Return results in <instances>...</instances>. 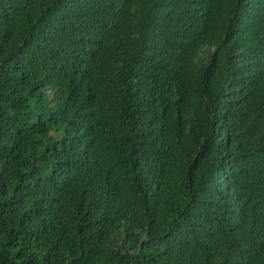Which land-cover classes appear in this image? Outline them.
<instances>
[{
	"label": "trees",
	"instance_id": "1",
	"mask_svg": "<svg viewBox=\"0 0 264 264\" xmlns=\"http://www.w3.org/2000/svg\"><path fill=\"white\" fill-rule=\"evenodd\" d=\"M0 264H264V0H0Z\"/></svg>",
	"mask_w": 264,
	"mask_h": 264
}]
</instances>
